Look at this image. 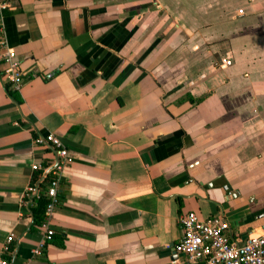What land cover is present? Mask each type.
<instances>
[{
  "label": "crops",
  "instance_id": "obj_1",
  "mask_svg": "<svg viewBox=\"0 0 264 264\" xmlns=\"http://www.w3.org/2000/svg\"><path fill=\"white\" fill-rule=\"evenodd\" d=\"M9 1L4 37L31 73L20 103L0 79L14 264H189L175 250L185 211L223 215L239 241L261 233L264 0ZM50 133L73 162L34 256L43 237L22 200L30 166L52 159L34 138Z\"/></svg>",
  "mask_w": 264,
  "mask_h": 264
},
{
  "label": "built area",
  "instance_id": "obj_2",
  "mask_svg": "<svg viewBox=\"0 0 264 264\" xmlns=\"http://www.w3.org/2000/svg\"><path fill=\"white\" fill-rule=\"evenodd\" d=\"M10 7L9 0H0V65L5 64L0 79L9 82L13 90L19 92L25 79L31 74L23 70L15 59L14 52L8 47L4 37V12ZM239 14L243 10L239 9ZM223 63L230 65L229 59ZM46 77H50L46 74ZM37 144H47L52 151V159L43 163H34L30 167L40 172V178L46 181V195L49 201L44 211V219L39 225L43 239L32 250L33 255H41L44 244L53 237L54 229L51 226V215L57 205L58 188L64 169L73 162V157L61 140L54 134L35 136ZM38 196V185L35 181L25 188L22 206L29 207L33 197ZM178 224L182 230L180 240L175 244L177 253L184 255L189 264H264V229L260 234H250L246 239L239 241L234 237L230 223L223 215L202 217L194 211H185L178 215ZM15 236L10 233L0 247V264H14L12 261L11 246ZM21 264H27L21 263Z\"/></svg>",
  "mask_w": 264,
  "mask_h": 264
},
{
  "label": "trees",
  "instance_id": "obj_3",
  "mask_svg": "<svg viewBox=\"0 0 264 264\" xmlns=\"http://www.w3.org/2000/svg\"><path fill=\"white\" fill-rule=\"evenodd\" d=\"M5 87L7 89V92L9 95L14 98L18 103H20V99L16 93L15 90L11 88L9 84H5ZM49 178L41 179L40 178V172L34 171V174L31 178L32 181L37 182L38 185V196L33 197L32 200L29 202V212L32 215L33 223L36 224V226H39L41 222L44 219V211L46 208V205L49 201V198L46 195L45 189H46V181Z\"/></svg>",
  "mask_w": 264,
  "mask_h": 264
},
{
  "label": "rangeland",
  "instance_id": "obj_4",
  "mask_svg": "<svg viewBox=\"0 0 264 264\" xmlns=\"http://www.w3.org/2000/svg\"><path fill=\"white\" fill-rule=\"evenodd\" d=\"M246 10V9H245Z\"/></svg>",
  "mask_w": 264,
  "mask_h": 264
}]
</instances>
